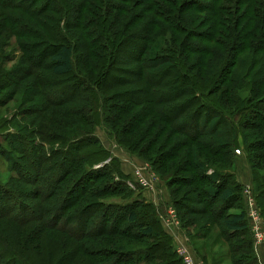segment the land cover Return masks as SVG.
Wrapping results in <instances>:
<instances>
[{"label":"trees","instance_id":"trees-1","mask_svg":"<svg viewBox=\"0 0 264 264\" xmlns=\"http://www.w3.org/2000/svg\"><path fill=\"white\" fill-rule=\"evenodd\" d=\"M97 1L83 0L80 5L75 6L68 0H0V26L2 25L1 27L8 30L16 39V45L21 54L20 66L6 76L1 75L0 90L12 88L14 91V89L28 85L29 93L24 96L23 102H31L36 97L40 100L36 103L40 105L39 107L30 105L31 107L17 111L19 114H16V117H19L17 123H22L23 127L19 124H11V118L7 123V120L0 123L2 127L0 131L2 129L8 131L9 128L11 130L0 142V160L10 164L11 169L8 171L12 172L13 181L32 186L30 193L26 195L29 201L19 204V208L26 216L13 211L15 208L10 206L11 211L0 213V221L7 220L19 227L36 224L35 239L38 241L43 239V230V232L62 233L77 242L87 238L85 236L87 233L83 228L92 223L91 218L94 211L91 209L96 207L92 203V196L96 193V188H101L97 192L98 198L106 194V198L123 196V198L131 199L130 202H123L120 206L111 205L116 209V211L113 210L112 218L110 216L112 207H107L106 204V215H103L100 220L102 223L106 219V235L124 234L131 240L142 241L144 244L138 249L125 253L121 248L108 245L110 248L106 247V252L103 253L76 243L75 249L71 248L68 254L59 256L55 264L74 262V256L78 254V250L79 255L89 260L91 264H102V261L106 264H183L176 254L172 238L160 226L153 206L145 202L140 195L132 198L136 193L128 185V182H132L128 176L120 172L119 167L117 168L116 159L112 158L106 164L94 169L97 163L101 161L103 163L108 159V156L105 160L104 157L98 159L99 155H96L97 153L106 155V151L94 136L96 128L101 127L106 130L109 138L117 147L136 155L131 146L124 144L121 139L126 135L127 130H117L115 124L124 120L135 108L131 105L141 103L140 96H133L141 91V94L148 99L150 113L166 128L179 132L183 137H187L188 141L194 143L208 135L206 141L208 140L209 146L205 147L206 143H200L201 149H205L206 153L217 159L227 160L232 173L229 175L220 173L219 175V171L207 168L203 162H200L197 151L193 149L192 160L187 161V167L184 163L183 166L187 172H193L194 184L191 186L196 187L201 201L197 203L199 206L187 204L184 207H187V210H196V212L210 216L215 224L223 227L220 231L221 235L224 233L227 236L229 233H234L247 237V245L250 247V264H256L252 255V241L247 235L245 210L243 211L241 202L237 201V199L240 200L242 186L234 181V153L239 151L241 146H244L245 150L252 151L256 150L259 145L264 146V141L261 143L248 141L249 138L244 133L246 129H264V100L258 101L254 97L255 92L252 88L248 90L250 85L244 79L239 82L240 92L250 93L248 97L241 102V95L235 89H227L228 99L235 102L236 106L232 110L224 104L219 105L210 97V90L213 87L202 88L200 84L192 80L179 57L172 58L173 54L178 55V53L170 46L160 45L151 37L153 32L150 31V38L148 42L146 41V45H139L133 54L137 65L134 70V80L139 82L140 87L123 90L125 93L129 92L128 99L131 107L115 105L110 108V100L118 97H115L117 93L108 94L107 90L114 83L118 86L122 84L123 79L109 75L107 70H111L117 50L124 39L117 41L116 35L118 34L114 31V24L106 22L110 7L108 0ZM170 3L175 7L173 0ZM184 3L183 0L180 5L183 6ZM180 5L177 6L178 9ZM22 16L34 23L27 22ZM179 19L181 20V17L177 14L166 21H169L174 29L179 30L180 28L185 34L189 33L179 23ZM131 24L132 20L129 25ZM156 24L158 21L154 22L155 28H157ZM125 27L128 29L130 26ZM119 33L122 34L123 30ZM152 42L155 43L156 50L147 46ZM179 43L184 48V54L190 55L192 51H187L186 37L182 38ZM180 50L181 48L178 51ZM81 64L85 69L80 66ZM172 67L178 71L179 75L176 76L180 79L179 81L186 80L187 82L188 79V88L179 87V84L172 89L157 85L168 78L166 74ZM228 70L227 68V72ZM223 84L224 82L221 81L219 85ZM126 85L127 83L123 87ZM64 92H69V95L60 98L59 95ZM58 108H64L65 114L59 115ZM31 117L35 119L38 117L43 122L32 124L26 120ZM200 120L201 123L198 124ZM46 121L60 124L62 131L59 128L48 126L45 124ZM78 124L81 126L78 127ZM160 133L163 134L162 131ZM218 139L226 141L220 145L217 142ZM155 140L156 137L153 136L151 142L140 146L144 155ZM187 140L182 142L187 143ZM5 142L8 145L6 148L3 145ZM182 142L178 145H182ZM45 149L48 150L47 154ZM36 150H39L37 155ZM261 150L255 156L256 161L264 156V148ZM11 152H27V157H23L21 163L17 165ZM162 157H156L151 162V168L166 166L173 159L167 154L165 159ZM177 168L182 169L180 165ZM110 171L116 178L106 183L105 191L97 182L104 178V173L110 179ZM171 180H164L167 187L186 185V182L176 185L175 183H180L176 179H173L172 182L175 183L172 184ZM0 188H6V186L0 184ZM253 190L256 199L260 200L261 197L264 199V188L254 185ZM172 193L170 190V201L175 209L177 206ZM5 194L9 193L5 192ZM262 201L263 207L261 202H257V205L259 204L258 207L261 208V214L264 217V200ZM203 203L206 205L205 209L201 208ZM237 203L240 205L237 206ZM234 208L238 212L230 211ZM176 213L178 216V212ZM124 217L127 222L126 229L120 233L117 231L108 233L114 232L111 225L116 229L119 221ZM70 219L78 221L75 228L69 227ZM137 226L139 228L135 233L126 235L129 229ZM120 252L122 254H119ZM31 259L35 260L34 253H28L26 248L18 250L14 243L0 232V264H35ZM40 262L43 264V258ZM45 264H51L50 259H46Z\"/></svg>","mask_w":264,"mask_h":264},{"label":"rangeland","instance_id":"rangeland-1","mask_svg":"<svg viewBox=\"0 0 264 264\" xmlns=\"http://www.w3.org/2000/svg\"><path fill=\"white\" fill-rule=\"evenodd\" d=\"M68 1L75 6L80 5L83 2V0ZM171 1L172 0H129V2H127V0H108L110 7L108 8L109 11L108 16H106V22L114 24V31L118 34L116 35L117 41L124 39L117 50L116 59L114 60L111 70H107L108 73H110L109 75L122 77L123 79L122 84L118 86L117 83H114L110 85L107 90L108 94L117 93V96L115 97H118L115 100H110L109 107L113 108L115 105L135 107L128 113V116L125 117L124 120L117 122L115 127L117 130H127L125 133L126 135L122 136L121 139L124 144L131 146L133 153L136 155L129 154L117 147L109 138L106 130L99 127L95 129L94 136L106 151V155H100L98 153L96 155H99L98 159L104 157L105 160L106 156H108V159L103 163H101L102 161L97 163L94 166V169L101 167L104 163L106 164L114 158L116 159L117 163L116 161L115 163L118 164V166L114 165L117 166V168L119 167L121 172L120 165L124 163L121 161L122 155L126 154L125 157L127 156L129 159L127 160L124 158L125 162L129 160H139L149 166L147 171L150 173L149 179L152 181L151 185L155 181H162L164 183V180L167 179H172L171 182L173 179L180 182H172V184L175 183L176 185H182L186 182L185 186L167 187L168 185L166 184L165 186L169 192L170 190L173 192L172 194L175 197L174 201H176L175 204L177 207L174 209L172 204H169V206L173 208L174 211L178 212L177 227L184 233L188 240L189 249L193 253V255L190 253L192 258L202 264H231L232 260L235 264H245L246 261L250 264V247L247 245V237L243 236V234L235 235L234 233H229L227 236H225L224 233L221 235L220 231L223 227L215 224L210 216L199 211L196 212V210H187V207H184L187 204L191 206H199L197 203L201 201V196L196 192V187L192 188L191 186V184H194V174L192 171L187 172V169L185 168L188 166L187 161L192 160L193 149L197 151L199 161L203 162L207 168L219 171V175H221L220 173L228 175L229 173H232V170H230V167L227 165V160L217 159L216 157L210 156L209 153H206L205 149H201L199 146L200 143H206V145H204L205 147L209 146L207 142L208 140L206 141L208 135L201 137L195 143L193 141H188L187 137H183L179 132H173L171 129L166 128L163 123H160V121L150 113L149 104L147 102L148 99L141 94V91L136 92L137 94H133V96H140L142 99L141 103L130 106L131 102L128 99L129 92L127 91L125 93L123 90H128L130 87H140L139 82L134 80V70L137 65L134 62L133 54L137 51L139 45H146V41L148 42V38H150V31H152L153 35L151 37L155 41L160 45L170 46V48L178 53L179 56L173 54L172 58L176 59L179 57V60L185 65L186 73L192 78V80L196 81L197 84H200L202 88H208L209 86L211 88L213 87V89L210 90V97L219 105L224 104L229 109L236 106L235 102H231L230 99H228V94L226 92L227 89H235L241 95V102H243L244 98L248 97L250 93L240 92L241 86L239 85V82L244 79L246 83L250 85L248 86V90H251L252 88V91L255 92L253 94H256L254 97L257 98L258 101L262 99L264 100V0H184L185 3L183 6L180 5L183 0H173L175 7L170 3ZM179 5L181 6L180 9L177 8ZM102 10L103 8L101 11ZM177 14L181 17L179 23L185 27L189 33L185 34V32L179 27L180 31L174 29L169 21H166L167 19H172L173 15ZM23 18L29 23L33 22L25 17ZM131 20L132 24L129 25ZM155 21H158V24H156L157 28L154 27ZM1 26L0 77L1 75L6 76V74L15 71V69L20 66L21 57L20 51L16 45V39L8 30ZM125 26L130 27L127 29ZM121 30H123L122 34L124 37L119 33ZM175 34L177 36H175ZM185 37L188 42L187 51H192L190 55L184 54V48L180 46L179 43L181 39H185ZM147 46L150 49L156 50L154 42L150 44L148 43ZM179 48H181L180 51H178ZM236 61L238 62L236 67H234ZM80 66L82 67V64ZM82 68L85 69L84 67ZM227 68L229 69L228 72ZM177 74L178 71L174 67L170 68L169 72L166 74L168 78H165L157 85L160 84L172 89L179 84V87L188 88V79L187 82L186 80L179 81L180 79L177 78ZM198 79L199 81H197ZM62 81H64V79H62ZM221 81L224 82L223 85H219ZM1 83L2 82H0V84ZM126 83L127 85L123 87ZM128 84L130 86H128ZM27 93H29L28 85L19 89H14V91H12L11 88L0 92V123L5 122L6 120L7 123L11 118V124L22 125V123H17L19 118L16 117V114H18L17 111L31 107L30 105H33V107L40 106L36 104L40 101L37 97L35 100L32 99L31 102H23V98ZM67 95H69V92H64L61 93L59 97L63 98ZM57 110H59V115L65 114L64 108H58ZM48 113L50 114V112ZM13 114H15L16 118L13 117ZM65 119L66 118H64V120ZM26 120L32 122V124L40 123V121L43 122L42 120H39L38 117L36 119L34 117L26 118ZM199 123H201V120L198 124ZM45 124L52 128H59L60 131H62L59 126L60 124L49 123V121H46ZM125 124H128V126H125ZM77 126L80 127L81 125L78 124ZM21 127H23V125ZM190 127L192 129V126ZM3 128L7 129L6 127ZM7 130L8 131L2 129L0 131L3 132L0 133V142L8 132H11L10 128ZM161 131L163 134L160 133ZM244 133L249 138L248 141L250 142L258 141V143H261V141H264V129H246L244 130ZM34 135L39 136L37 134ZM153 136L156 137V140L150 144L148 151L144 155L140 146L148 144V142L153 139ZM36 139L39 140V138ZM179 139H181V141ZM183 140H187L189 143H183ZM9 141L6 142L8 143ZM225 141L226 140L224 139L217 140L220 145L225 143ZM6 142L3 143L5 148L8 146ZM180 142H182V145H178ZM16 146L18 145L16 144ZM175 146H177V148H175ZM37 147L38 144L36 145V148ZM262 148H264V146L259 145L256 150L252 151L245 150L244 146H241L239 147V151L234 153L235 168L233 176L234 181H236L237 178L239 182H236L242 186L240 200L237 199V201H240L241 205H243V211L245 210L242 197L243 187L248 186L254 189V185H260L264 188V156L258 161L255 159L256 154L260 153ZM18 149L20 150V148ZM174 149L179 151L177 154L175 153V155L173 154L176 152ZM45 152L47 154L48 150L45 149ZM35 154H39V150H36ZM166 154L173 159H171L166 166L162 165L160 168L155 169L152 167V169L151 162H153L158 156H163L162 158H164ZM11 155L17 165H19L22 158L27 157V152H11ZM183 163L185 167L183 166ZM44 165L46 164L44 163ZM179 165L182 169L177 168ZM10 167L9 163H4L0 160V184L6 186V188H0V213L9 212L11 211V207H14L15 209L13 211L26 216V214L19 208V204H22L23 202L27 203L29 201L26 199V195L30 193L32 186L13 181L12 172L9 173L8 171V169H11ZM111 172L112 171L109 173ZM103 175L104 178L97 183L106 191V183L110 180L112 181L116 176L111 173V178L109 179L105 173ZM129 176L131 177V174H128V179H130ZM127 181L128 180H126V182ZM131 186L129 187L131 188ZM20 189L24 190L21 191ZM100 189L101 188H96V193L92 196V203L96 207L91 209V211H94V214H92L93 217L91 218L92 223L83 228L87 233L85 234L87 237L85 239L75 242L72 238L62 233L56 231L43 232L42 230V234H44L43 239L42 241H38L35 239L36 224L19 227L7 220L0 221V232L7 236L18 250L26 248L28 253H34L35 260H31L35 264H41V258H43V264H45L46 259H50V263L55 264V260L59 259V256L68 254L71 248L75 249L76 243L82 244L84 247H91L92 250L103 253L106 252V247L110 248L108 245L113 246L114 248L123 249V253L140 248L144 242L133 241L124 234L119 236L106 235V219L100 223L103 215H106V204L107 207L120 206L121 203H128L131 199L123 198V196L106 198V194L105 196L98 198L97 192ZM131 189L136 192L132 196V198H135L137 195H140L139 192L142 190V187L133 183V188ZM5 192H8L9 194L6 195ZM143 200L152 205L145 199ZM262 200H264L262 197L260 200L256 199L258 203L261 202L263 207ZM236 205L239 206L240 203H237ZM201 208L205 209L206 205L203 203ZM236 208L238 209V207ZM237 209L234 208L230 211L235 213L238 212ZM113 210L116 211V209L114 207L111 208V218L113 216ZM259 210L261 214L262 210L260 207ZM176 212L175 214H177ZM160 213H163L161 209ZM166 213L167 211L165 210V214ZM93 219H95L94 222ZM70 220L71 221H68L70 222L69 227L75 228L78 221L76 219L75 221L73 219ZM101 226H103L104 229ZM108 227L110 226L108 225ZM111 227L114 229V232L108 233H116V231L120 233L127 227L126 218L124 217L123 220L119 221L116 229L113 225H111ZM138 228L139 226L132 227L126 235L135 233ZM247 235L252 241L249 228ZM46 236L48 237L47 240ZM176 249L177 247L175 246V251ZM119 254L122 253L120 252ZM74 257V262H71L70 260V264H89L90 262L82 257L81 254L79 255V250L78 254ZM104 260L106 261V259ZM155 262L159 263L160 261ZM102 264H106V262L102 261Z\"/></svg>","mask_w":264,"mask_h":264},{"label":"crops","instance_id":"crops-1","mask_svg":"<svg viewBox=\"0 0 264 264\" xmlns=\"http://www.w3.org/2000/svg\"><path fill=\"white\" fill-rule=\"evenodd\" d=\"M123 154V153H122ZM126 155V154H125ZM122 155V163L120 165L121 172L128 176V174H131V177L129 176L132 183L137 184V177L135 176V172L139 171L141 173V176L149 177L150 173L147 171L149 168L148 165L144 164V162H141L139 160L137 161H127L125 162V159H129L127 156ZM125 158V159H124ZM236 181L238 179L236 178ZM249 184V183H246ZM142 187V186H140ZM142 199H145L146 201L150 202L155 209L156 214H158V219L160 226L164 230L166 234H168L172 240L174 245L177 248L183 247L185 248L188 253L192 254V251L189 249L188 240L186 239L184 233L177 227L173 226L172 224H169L166 222V220L169 217V209L171 208L169 204H171L169 191L167 187L165 186V183L162 181H155L152 185H150L149 188L142 187V190L139 192ZM160 209L163 211V213H160ZM165 210L167 213L165 214ZM252 255L256 261V264H264V244L258 246L256 249H253L252 246ZM249 262L246 261L245 264H248ZM231 264H235L232 263Z\"/></svg>","mask_w":264,"mask_h":264},{"label":"built area","instance_id":"built-area-1","mask_svg":"<svg viewBox=\"0 0 264 264\" xmlns=\"http://www.w3.org/2000/svg\"><path fill=\"white\" fill-rule=\"evenodd\" d=\"M135 176L137 177L138 185L149 188L152 181H150L149 177L141 176V173L139 171L135 172ZM132 184V186H131ZM128 185L133 188V183H129ZM242 197L244 202V208L246 212V218L248 220V228L251 233L252 237V246L253 249L257 248L260 245L264 244V219L260 214L259 207L257 205L256 198L253 193L252 187H243L242 190ZM169 217L166 220L169 224H172L173 226H177V215L175 214V211L173 208L169 209ZM177 256L181 259L183 264H202L199 261H196L192 258V256L188 253V251L183 248H177L176 249Z\"/></svg>","mask_w":264,"mask_h":264}]
</instances>
